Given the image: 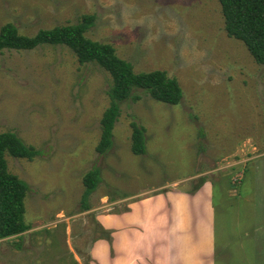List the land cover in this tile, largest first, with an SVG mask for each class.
<instances>
[{"label": "rangeland", "instance_id": "1", "mask_svg": "<svg viewBox=\"0 0 264 264\" xmlns=\"http://www.w3.org/2000/svg\"><path fill=\"white\" fill-rule=\"evenodd\" d=\"M85 14L96 15L89 38L112 44L136 72L166 71L183 98L170 105L136 89L139 99L121 103L113 147L100 154L109 72L81 64L64 45L0 53V133L41 152L33 160L6 156L30 186L31 229L0 239V264H90L104 214L156 188L169 196L204 185L184 211L204 209L191 229L205 224L210 243L197 248L192 237L191 251L208 250L211 264H264V64L227 35L219 1L0 0V29L13 23L33 36ZM132 122L146 130L145 154L132 152ZM93 168L102 182L83 211V178Z\"/></svg>", "mask_w": 264, "mask_h": 264}, {"label": "trees", "instance_id": "2", "mask_svg": "<svg viewBox=\"0 0 264 264\" xmlns=\"http://www.w3.org/2000/svg\"><path fill=\"white\" fill-rule=\"evenodd\" d=\"M229 37L242 41L257 63L264 64V0H218ZM96 15L85 14L75 24L40 29L35 35L22 34L13 23L0 29V53L4 50H33L40 45L68 46L81 64L97 63L112 77L108 90L110 104L101 119V138L96 147L100 154L108 152L114 144L113 131L121 114V103L128 98L139 99L136 89L148 92L152 98L170 105L179 104L183 89L176 78L164 70L136 72L131 62L121 58L116 48L89 38L86 34L95 25ZM132 152H147L145 128L132 122ZM40 150L27 145L16 133H0V239L21 236L31 229L26 220V197L29 184L9 170L6 156L33 160ZM102 182L101 171L91 169L85 174L82 196L83 211L90 210L89 200ZM104 234L106 231H104ZM111 239L110 232L106 233Z\"/></svg>", "mask_w": 264, "mask_h": 264}, {"label": "crops", "instance_id": "3", "mask_svg": "<svg viewBox=\"0 0 264 264\" xmlns=\"http://www.w3.org/2000/svg\"><path fill=\"white\" fill-rule=\"evenodd\" d=\"M207 189L206 185L195 189L199 190L196 193L173 189L175 192L168 196L164 187L156 188L149 195L131 199L124 210L104 214L101 222L107 231L113 230V243L110 244L106 234L93 241L90 264H211L208 250L199 254L191 251L192 246L195 249L196 241L200 242L197 248H203L210 240L204 234L205 224L199 232H195L197 228L191 229L197 222V214L201 215L204 209L198 205L197 211L193 207L189 213L184 211L185 199L190 198L196 204L200 192L205 193ZM203 215L206 218L204 211ZM192 237L198 239L193 244L188 242Z\"/></svg>", "mask_w": 264, "mask_h": 264}]
</instances>
